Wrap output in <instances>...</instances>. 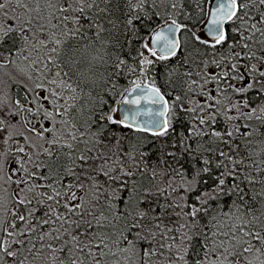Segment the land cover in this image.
Listing matches in <instances>:
<instances>
[{
  "label": "snow or ice",
  "instance_id": "obj_1",
  "mask_svg": "<svg viewBox=\"0 0 264 264\" xmlns=\"http://www.w3.org/2000/svg\"><path fill=\"white\" fill-rule=\"evenodd\" d=\"M0 264H264V0H0Z\"/></svg>",
  "mask_w": 264,
  "mask_h": 264
}]
</instances>
